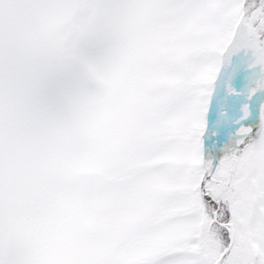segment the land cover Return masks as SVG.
<instances>
[{"label": "snow or ice", "instance_id": "6c2138e0", "mask_svg": "<svg viewBox=\"0 0 264 264\" xmlns=\"http://www.w3.org/2000/svg\"><path fill=\"white\" fill-rule=\"evenodd\" d=\"M0 264H264V0H0Z\"/></svg>", "mask_w": 264, "mask_h": 264}]
</instances>
